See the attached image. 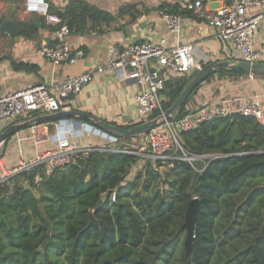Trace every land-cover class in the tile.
<instances>
[{"label": "trees", "instance_id": "trees-1", "mask_svg": "<svg viewBox=\"0 0 264 264\" xmlns=\"http://www.w3.org/2000/svg\"><path fill=\"white\" fill-rule=\"evenodd\" d=\"M164 7L186 12L179 4ZM48 11L79 34L114 18L84 0ZM32 27L22 23L21 34L35 35ZM246 74L209 73L170 120L191 110L185 106L203 82ZM189 78L165 83L164 110ZM176 133L188 154L215 156L202 170L201 161L195 170L185 160L144 157L127 179L139 154L94 149L47 176L36 166L12 176L11 188L0 182V264H264V125L233 113ZM193 197L199 208L185 260L182 225Z\"/></svg>", "mask_w": 264, "mask_h": 264}, {"label": "crops", "instance_id": "crops-1", "mask_svg": "<svg viewBox=\"0 0 264 264\" xmlns=\"http://www.w3.org/2000/svg\"><path fill=\"white\" fill-rule=\"evenodd\" d=\"M69 1L71 0H46L48 6L55 11H64ZM84 1L108 11L114 18L110 23L96 25L83 34L70 32L66 37L67 41L71 47L81 48L84 51L83 57L74 63L53 64L46 61L39 52L42 43L54 39L43 17L27 12L24 0H0V16L12 18L20 28L15 34L0 30V92L16 91L38 84L53 86L66 78L91 74V80L84 84L78 93L70 95L64 107L120 126L132 125L139 121L134 94L140 86L132 70L108 67L111 46H123L144 40L166 47L188 44L192 47L195 58L202 64L225 59L229 49L215 36L216 30L210 27L205 19L198 17L192 9H185V13L179 12L180 30L178 33L170 31L161 15L162 5L165 3L181 6L182 0ZM230 1L202 0V4L203 9L210 12ZM25 22L32 24L35 35L27 37L21 34V24ZM253 49L260 55L258 61H264V20L259 23L255 32ZM98 66L103 67V71L98 72ZM176 78L170 77L168 81ZM255 96L264 104V76L257 79L243 77L237 80L224 76L203 82L190 101L196 106L193 109H196L228 98ZM18 120H22V117L2 124L0 132ZM69 120L73 119L47 122L51 131L49 138L42 142H35L30 126L20 128L0 144V165L11 169L48 149L56 148V131L61 124ZM72 141L80 146H100L108 143L109 139L87 126L83 128L82 136L73 138ZM132 148L136 147L131 146L129 151L139 154L141 159L130 167L127 179H131L145 163V156L140 154L141 149L133 151Z\"/></svg>", "mask_w": 264, "mask_h": 264}, {"label": "built area", "instance_id": "built-area-1", "mask_svg": "<svg viewBox=\"0 0 264 264\" xmlns=\"http://www.w3.org/2000/svg\"><path fill=\"white\" fill-rule=\"evenodd\" d=\"M27 12L43 17L44 23L51 28L53 41L42 43L41 56L48 62L74 63L84 55L81 48H73L67 41L70 30L62 19L48 11L46 0H24ZM181 8L192 9L194 13L206 20L207 24L216 30V37L229 49L226 59L235 61L256 62L259 53L253 49L255 32L259 23L264 20V0H231L228 4L207 12L203 9L202 0H182ZM161 15L173 33H178L181 27V14L168 11L164 7ZM114 69H130L136 74L139 90L134 94L136 111L142 121L158 117L161 123L145 133V145L140 154L152 160L166 162L168 160H185L195 169V161H201L203 167L208 159L215 155L188 154L180 144L177 130L194 127L198 123L215 117H226L233 113L253 117L264 125V104L255 96L253 98H228L196 109L188 110L176 120L165 119L163 116V93L165 83L170 77L191 76L203 65L195 58L192 47L188 44L163 46L144 40L123 46H111L107 62ZM97 71H103L98 66ZM91 74L66 78L53 86L38 84L33 87L16 91L0 92V126L9 121L51 113L64 107L70 95L78 93L82 86L91 80ZM155 115V116H154ZM47 123L30 125L32 138L42 142L49 138ZM56 131L57 147L48 149L36 157L18 166L8 169L0 165V182H6L12 187L11 177L21 172L29 171L36 166L42 168V174L49 175L54 169L62 168L74 162L76 156L90 150L100 149L113 152L134 153L127 148L110 145L120 139L86 121L69 120L61 124ZM92 127L109 139L108 143L95 146H80L73 138L83 134L84 127ZM143 149V150H142ZM115 200V193L111 194Z\"/></svg>", "mask_w": 264, "mask_h": 264}, {"label": "water", "instance_id": "water-1", "mask_svg": "<svg viewBox=\"0 0 264 264\" xmlns=\"http://www.w3.org/2000/svg\"><path fill=\"white\" fill-rule=\"evenodd\" d=\"M19 26L10 17L0 16V30L5 31L9 34H15L19 32ZM138 43V42H135ZM215 70H226V71H244L249 75L254 76H264V61L256 62H245V61H235L234 59L225 58L222 60H217L203 64L200 69L194 72L187 83L180 91L178 96L174 101L164 110L163 116L165 119L173 117L179 110V108L184 104L185 100L190 96L192 91L197 85H199L204 78L211 72ZM64 118H72L74 120L86 121L91 125L107 132L111 135L117 136L119 138L127 136H135L145 134L152 128L157 127L161 120L158 117H153L148 120H144L132 126L123 127L117 124L106 122L102 119L95 118L86 113L79 112L72 109L58 110L51 113H44L39 115H34L22 120L13 122L7 126L3 131L0 132V144L6 141L10 136L15 134L17 130L22 127L30 126L33 124L47 123L59 121ZM199 208V200L193 197L187 205L185 210V219L182 228L185 229L186 235L183 241L184 257L185 260H189L192 253V240L194 237L196 214Z\"/></svg>", "mask_w": 264, "mask_h": 264}, {"label": "rangeland", "instance_id": "rangeland-1", "mask_svg": "<svg viewBox=\"0 0 264 264\" xmlns=\"http://www.w3.org/2000/svg\"><path fill=\"white\" fill-rule=\"evenodd\" d=\"M221 77H224V76H218V75H215V76H213L211 79H210V81L211 80H215V79H218V78H221ZM229 78L231 77V76H228ZM254 78V79H257V78H261V77H258V76H253V75H249V74H246V75H241V76H236V77H234V78H236V80L238 79V78ZM250 97V96H249ZM198 106V105H197ZM196 106L195 105H193L192 103H191V101L189 102H187V104H186V106H185V108L186 109H193V108H195ZM141 119H139V121H140ZM145 134H141V135H137V136H134V137H132V139H118L117 141H115V142H112L110 145H112V146H115V147H118V148H127L128 150L130 149V147L131 146H134V147H136V148H132V150L133 151H139L138 149L139 148H141V147H146V145H145ZM143 150V149H142ZM164 168V167H163ZM22 183L25 185L26 183H25V181H23L22 180Z\"/></svg>", "mask_w": 264, "mask_h": 264}]
</instances>
